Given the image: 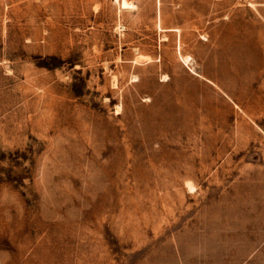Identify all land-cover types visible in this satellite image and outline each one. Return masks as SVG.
I'll list each match as a JSON object with an SVG mask.
<instances>
[{"label": "rangeland", "instance_id": "rangeland-1", "mask_svg": "<svg viewBox=\"0 0 264 264\" xmlns=\"http://www.w3.org/2000/svg\"><path fill=\"white\" fill-rule=\"evenodd\" d=\"M123 1L0 0V264H264V0Z\"/></svg>", "mask_w": 264, "mask_h": 264}, {"label": "bare ground", "instance_id": "bare-ground-1", "mask_svg": "<svg viewBox=\"0 0 264 264\" xmlns=\"http://www.w3.org/2000/svg\"><path fill=\"white\" fill-rule=\"evenodd\" d=\"M130 4H131V0H124V1H123V6H124V8H128V7H130ZM189 59H190V58H188V57L184 58V60H185L186 62H188Z\"/></svg>", "mask_w": 264, "mask_h": 264}]
</instances>
